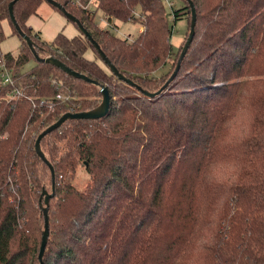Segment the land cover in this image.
Instances as JSON below:
<instances>
[{"label": "trees", "instance_id": "1", "mask_svg": "<svg viewBox=\"0 0 264 264\" xmlns=\"http://www.w3.org/2000/svg\"><path fill=\"white\" fill-rule=\"evenodd\" d=\"M12 1L0 0V62L14 77L0 84V264H40V200L53 176L36 140L64 113L97 108L102 85L107 116L69 119L41 140L57 176L44 264H264V0H192L197 24L178 71L171 36L192 19L188 0L172 2L170 20L164 0H95L94 10L56 0L134 84L82 31L44 40L28 20L47 1L18 0L13 13L38 55L97 85L36 60ZM6 19L16 55L1 49ZM128 21L142 25L132 41L112 30ZM167 60L174 70L160 72ZM10 88L21 97L7 99ZM80 163L87 177L75 182Z\"/></svg>", "mask_w": 264, "mask_h": 264}, {"label": "water", "instance_id": "2", "mask_svg": "<svg viewBox=\"0 0 264 264\" xmlns=\"http://www.w3.org/2000/svg\"><path fill=\"white\" fill-rule=\"evenodd\" d=\"M17 1L18 0H13L10 3V6H9V13H11V21H12L14 27H16L19 35L22 36L28 42V44H29V46L31 48V51L33 53V56L36 58V60L54 64L57 67H59L62 71L66 72V73H69L70 75H72V76H74V77H76L78 79H81V80L83 79V80H86V81H88L90 83H93V84H96V85L99 84L98 81L93 80L92 78H90L85 73H83V72L81 73L79 71L73 70L70 66L64 64L58 58H55V57L43 58V57H40L38 55V53L36 52V50L34 48L32 40L30 39L28 34L24 31V29L22 27H20V25L18 24V22L16 20L15 14L13 13L14 6H15V3ZM46 1L49 4H51L52 6H54L55 8H57L59 11H61L64 14V16H66L70 21L75 23L79 27L80 31H82L88 37V39L93 42L95 48H97V50L99 51L100 55H102V58L104 59L106 64L109 66L110 70H113L119 76L120 79L128 81L131 84H134L131 79L126 78L119 71V69H117V67L110 61L108 56L103 51L100 43L93 38L91 32L88 30L86 25L83 24L82 21H80L75 15H73L70 11H68L66 9V7H64L58 1H56V0H46ZM188 1H189L190 6L192 7V19H191L192 28H191V32H190V35H189V39H188V41H187V43H186V45L184 47V50L182 52L183 53L182 57L179 60V64L177 66V71L179 70L180 63L182 62V60L184 59V57L186 55V51H187L189 45L191 44V42L194 39L195 28H196V24H197V22H196V18H197L196 8L194 7L192 0H188ZM167 84H168V82H167ZM101 92H102V100L103 101L97 108L92 109V110H86V111H83V112H77V113L68 112V113L63 114L60 119H58L56 122H54V124L50 125L46 129H44L42 131V133L39 135L38 139L36 140V143H35L36 151H37L38 155L41 156V158L48 163V165L50 167V170H51V175L53 176V187H52V191L53 192L50 193L49 191L44 190L45 191L44 192L45 198L43 199L41 197V200H40V205L43 206V211H44V216H45V221H46L45 227H44V230H43V233H42V236H43L42 237V242H41L40 249H39V251H40V253H39V262H40V264H44V256H45V253H46L45 250H46V246L48 244V240H49V237H50L49 236V233H50V221H49V207L50 206H49V204H50L51 198H53L55 196V194H56V191H55V186H56L55 169H54V166L51 164V162H49L47 160V158H46V155H45V153H44V151H43V149L41 147V140L47 134H50V133L54 132V130H56L59 127H61L69 119H83V118H85V119H91V120H98V119H101V118L107 116V114L110 111V107H111V103H112L111 95H110L109 89L106 86H104V85H102V87H101ZM145 94L148 95V96H153L154 95V94H151L148 91H145ZM43 202H44V204H43Z\"/></svg>", "mask_w": 264, "mask_h": 264}, {"label": "rangeland", "instance_id": "3", "mask_svg": "<svg viewBox=\"0 0 264 264\" xmlns=\"http://www.w3.org/2000/svg\"><path fill=\"white\" fill-rule=\"evenodd\" d=\"M172 2L177 6H181L182 4L181 0H164V5L169 15V20L172 18L171 16V12L173 10ZM95 4H96L95 0H91L88 6L91 10H94L96 6ZM37 12L38 13H35V15H32L29 18L28 24L29 26L34 27L35 30L40 31L42 38L46 41H51V39H53V37L63 28H65L64 29L65 33H67L70 36L80 33V29L72 21H70L66 16H64V14L61 11L57 10L54 6H52L48 2L42 3L37 9ZM94 16H95L94 18L95 22H98L99 25L103 27L111 28V26L108 25L107 22L102 18L101 12L99 11L95 12ZM117 24L119 25V27L112 28L114 33L122 38L127 37V39L131 41L134 40V38L139 34L142 28V25L139 24L138 22L136 23V22L128 21L126 23L119 22ZM3 28L5 31L6 38L2 41L1 44L2 51L4 53L12 52L14 55L18 54L21 46L20 36L18 35V33L15 32V28L12 27L8 19H6V21L4 22ZM191 28H192V22L190 18L189 20L184 19L178 21L174 27L173 34L171 36L172 38L171 42L174 47L173 53H175L176 61L177 59L179 61L182 57L183 54L182 52L189 39ZM167 61L169 64L166 65L165 69L163 68L162 70L159 69L161 70L160 72L164 70L165 71L174 70L173 66L171 68V63L169 62V60ZM35 63H36L35 61H31L28 64H26L24 68L30 69ZM172 72L173 71H171V73ZM68 112L77 113L79 111L72 110ZM241 117L243 119L244 116L242 115ZM77 173L75 175L76 177H74L75 182H78L77 179L79 181H82L87 177L86 169L82 163L79 164ZM56 181H57V176H56Z\"/></svg>", "mask_w": 264, "mask_h": 264}, {"label": "built area", "instance_id": "4", "mask_svg": "<svg viewBox=\"0 0 264 264\" xmlns=\"http://www.w3.org/2000/svg\"><path fill=\"white\" fill-rule=\"evenodd\" d=\"M14 77L12 70L6 67L3 62H0V84L1 86L7 87L9 84H13ZM22 93L17 88H10L7 93V99L11 97H21ZM57 98L64 99L62 95H57Z\"/></svg>", "mask_w": 264, "mask_h": 264}, {"label": "crops", "instance_id": "5", "mask_svg": "<svg viewBox=\"0 0 264 264\" xmlns=\"http://www.w3.org/2000/svg\"><path fill=\"white\" fill-rule=\"evenodd\" d=\"M4 53V52H3Z\"/></svg>", "mask_w": 264, "mask_h": 264}]
</instances>
